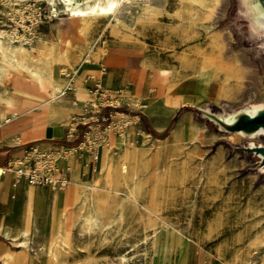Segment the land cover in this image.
Masks as SVG:
<instances>
[{
  "label": "rangeland",
  "instance_id": "1",
  "mask_svg": "<svg viewBox=\"0 0 264 264\" xmlns=\"http://www.w3.org/2000/svg\"><path fill=\"white\" fill-rule=\"evenodd\" d=\"M111 1L109 13L99 14ZM63 12L40 23L35 34L47 39L52 23L74 17L84 25L87 41L57 46L71 50L73 63L67 51L50 46L35 56L13 42L9 21L0 15L2 49L28 53L23 62L16 58L20 63L12 58L11 69L0 53V79L15 73L50 92L53 84L57 94L53 62L73 68L95 51L105 55L107 42L121 39L139 44L159 67L168 85L167 104L177 105V86L198 100L162 141L147 147L126 142L116 163L115 153L110 155L104 171L66 208L68 236L59 242L57 212L48 244L28 246L37 257L44 253L38 264H264V124L240 113L264 103V0H95L78 9L62 3ZM69 69L60 71L67 75ZM170 74L180 83L170 81ZM108 92L112 98L103 103H121L120 95ZM129 97L143 104L137 91ZM116 115L109 132H122L126 115Z\"/></svg>",
  "mask_w": 264,
  "mask_h": 264
},
{
  "label": "crops",
  "instance_id": "2",
  "mask_svg": "<svg viewBox=\"0 0 264 264\" xmlns=\"http://www.w3.org/2000/svg\"><path fill=\"white\" fill-rule=\"evenodd\" d=\"M52 24V31H49L47 39H42L41 32L39 35L35 34L33 42L27 48L30 47L28 49L31 52L36 51L37 56L41 50H49L52 46L58 53L67 51L69 62L73 63L75 59L73 56L69 57V54H73L71 50L68 47L59 50L57 46L63 43L83 46L87 41L83 32L84 25L71 16H65ZM106 46L108 49L105 55L98 56V51H95L89 61L83 60L73 68L63 60L53 62L50 76L59 86L56 95H53L52 90L50 92L49 86H40L34 79L27 80L15 73L8 80L0 79V167L7 160L21 156L30 145L61 147L67 151L71 149L67 158L58 161L68 178V185L63 189L32 185L25 180L13 185L12 172L6 171L1 175L0 264H5L9 255L20 254L23 247L16 244L15 240L22 238L23 234L28 235L29 248L47 245L57 212L62 214L61 220L66 215L70 216L67 209L78 198L79 189L92 183L97 173L104 171L112 153H115L113 158L116 163L120 160L126 142L147 147L152 141H162L170 134L162 137L169 120L176 116L172 128L184 121L185 117H180L183 110L179 111L182 106L195 109L197 95L179 86L173 90L180 96L175 102L177 105L164 101L168 85L164 84V76L157 74L159 67L145 55L139 44L112 39ZM61 67L70 68L68 76L60 71ZM101 67H105L103 73ZM169 80L180 83L172 79L171 74ZM97 82L104 90H120L122 104L127 103L130 107L124 106L120 110L109 107L92 108L90 101L97 97L94 90ZM136 91L141 102L146 104L143 109L135 106L129 97ZM186 100L194 104L187 103ZM114 110L118 114L124 113L126 118L121 121L126 120L128 124L121 135L117 131L107 133V145L103 144L99 148L98 159L93 161L87 152L76 148L77 144L84 141L87 136L85 132H98L107 123L102 121L103 118ZM83 117L93 118L76 121V118ZM117 118L115 114L111 124L116 123ZM14 137H19V142H12ZM98 184H104V180H99ZM28 252L26 264H38V259L44 254L37 257L31 251Z\"/></svg>",
  "mask_w": 264,
  "mask_h": 264
},
{
  "label": "built area",
  "instance_id": "3",
  "mask_svg": "<svg viewBox=\"0 0 264 264\" xmlns=\"http://www.w3.org/2000/svg\"><path fill=\"white\" fill-rule=\"evenodd\" d=\"M62 0H0V15L6 17L9 21L11 30H16V33H24V37L13 39V42H20L25 46L31 45L35 38V32L37 26L44 20L52 21L58 18L62 13ZM13 10V12L11 11ZM22 10L23 16L14 15ZM25 26V28H24ZM15 35V33H13ZM104 41V40H103ZM102 43V41H101ZM105 71V67H101V73ZM68 76V74L66 75ZM73 90V89H72ZM94 90L97 92L95 98L99 107H109L115 110H120L122 105L130 107L129 104L123 103L112 104L111 102L103 103V100L111 99V94L102 88L99 82L95 83ZM113 95L119 96L120 90L113 91ZM73 103H76L75 101ZM92 106V105H91ZM136 106V105H135ZM139 109L146 107L143 103L137 106ZM92 108H94L92 106ZM124 108V107H123ZM109 112L106 117L103 118V122H107L98 132L88 133L85 132L84 141L77 144V149L87 152L93 161L98 159L99 148L104 144L107 145V133L110 131L107 129L110 127L113 116L116 111ZM122 132H118L119 135L123 134V128L127 126L128 122L123 120ZM122 125V124H121ZM68 151L63 148L52 147H39L38 145H30L25 152L16 158L9 159L5 165L2 166L0 177L6 171L12 172L13 182L15 185L21 180L27 181L32 185H47L54 190H59L67 187L68 178L62 172L58 165V161L64 159Z\"/></svg>",
  "mask_w": 264,
  "mask_h": 264
},
{
  "label": "bare ground",
  "instance_id": "4",
  "mask_svg": "<svg viewBox=\"0 0 264 264\" xmlns=\"http://www.w3.org/2000/svg\"><path fill=\"white\" fill-rule=\"evenodd\" d=\"M94 1L95 0H62L61 2L64 5H66L67 7L71 8V9H73V8H77L78 9V8H82L84 5L90 4V3L94 2ZM114 3H115V1H111V2H109V4L107 3L108 4L107 6H105L106 3L104 5H101L102 12H99V14L109 13L108 11L113 8ZM78 16H80V15H78ZM9 32H10V34L12 36H14V39H15V37L16 38H19V37H24L25 36L24 33H21V34L16 33V30L15 29L14 30H11ZM13 33H15V35H13ZM258 34H260V33H258ZM0 43H1V40H0ZM0 49H1V51H0L1 56H3V59H4L5 63L7 64L5 67H8L9 69H11L12 67H15V66L12 65L13 64L12 63V58H15L16 59L18 56H20L21 59H22V62L27 59L26 57H27L28 53L26 52L25 48H14L13 49L11 47L10 53L7 52V51L5 52V50L2 49V46H0ZM16 61L18 63L21 62L18 59H16ZM52 87L54 89V90H52V93H53V95H55L56 94V91H55V86L53 84H52ZM92 106H94V103H92ZM262 110H264V103H259V104L256 103V104H251L249 107H247L245 109V111L240 112V113H245L247 116L255 117ZM119 114H121V113H119ZM110 128L111 127H108V129H110ZM12 142H14V143L19 142V137L18 138L17 137H14L12 139ZM69 152H71V149L68 150V153ZM122 168H123V172H127L128 171V167L125 164H123ZM1 171H2V168L0 167V172ZM59 228H60V232H59V235H57V236H58V239H59V242H60V239H63V238L65 239V237H67L68 234H69V232H70V216L69 215H66V216H64L62 218V220L60 222ZM26 234H28V233H26ZM27 240H28V235L24 236L23 239H20L19 238V239H16L15 240V243L18 244L19 246H22L23 247V250L20 252V254H18L16 256L9 255L5 259L8 264H24V263L27 262L28 255H29V253H28V246L29 245H28ZM65 242H66V240H65Z\"/></svg>",
  "mask_w": 264,
  "mask_h": 264
},
{
  "label": "water",
  "instance_id": "5",
  "mask_svg": "<svg viewBox=\"0 0 264 264\" xmlns=\"http://www.w3.org/2000/svg\"><path fill=\"white\" fill-rule=\"evenodd\" d=\"M246 121L254 122V124H264V110L260 111L255 117H250L246 115Z\"/></svg>",
  "mask_w": 264,
  "mask_h": 264
},
{
  "label": "trees",
  "instance_id": "6",
  "mask_svg": "<svg viewBox=\"0 0 264 264\" xmlns=\"http://www.w3.org/2000/svg\"><path fill=\"white\" fill-rule=\"evenodd\" d=\"M118 109H122V108H118ZM186 109H193V107H191V106H182V107L179 109V111H180V110H186ZM175 117H176V116H175ZM175 117L172 119L173 122H171V125L168 126V128L166 129V131L164 132V134L162 135V137H165V136L169 133V131H170V129H171L173 123H174Z\"/></svg>",
  "mask_w": 264,
  "mask_h": 264
}]
</instances>
